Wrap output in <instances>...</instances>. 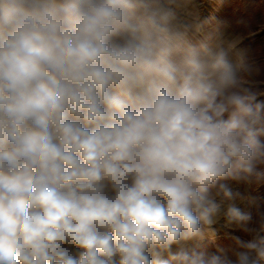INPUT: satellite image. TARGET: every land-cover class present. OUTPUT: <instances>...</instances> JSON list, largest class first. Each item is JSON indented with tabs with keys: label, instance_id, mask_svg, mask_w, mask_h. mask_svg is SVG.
Listing matches in <instances>:
<instances>
[{
	"label": "clouds",
	"instance_id": "1",
	"mask_svg": "<svg viewBox=\"0 0 264 264\" xmlns=\"http://www.w3.org/2000/svg\"><path fill=\"white\" fill-rule=\"evenodd\" d=\"M190 4L0 0V264H264L261 68Z\"/></svg>",
	"mask_w": 264,
	"mask_h": 264
},
{
	"label": "rangeland",
	"instance_id": "2",
	"mask_svg": "<svg viewBox=\"0 0 264 264\" xmlns=\"http://www.w3.org/2000/svg\"><path fill=\"white\" fill-rule=\"evenodd\" d=\"M194 8L199 14V20L206 22L204 32L226 31L229 34L242 35L244 38L242 45L247 50L250 59L261 68L259 79L264 80V0H195ZM189 38L196 42L202 37L190 35ZM233 187L244 195L257 196L260 210L264 211V185L233 183ZM238 206L246 211H251L255 217V208L245 209L244 205L239 202ZM223 225V219L213 225L216 230L214 242L211 238L206 237L200 242H188V246L191 247L199 243L209 253H215L217 244L233 245L234 242L231 239L233 236L249 239L242 231L234 227L226 228ZM173 248L175 250V246Z\"/></svg>",
	"mask_w": 264,
	"mask_h": 264
},
{
	"label": "crops",
	"instance_id": "3",
	"mask_svg": "<svg viewBox=\"0 0 264 264\" xmlns=\"http://www.w3.org/2000/svg\"><path fill=\"white\" fill-rule=\"evenodd\" d=\"M194 1L195 0H191V4L189 6V10L191 12H193L196 16H199L198 13H196V10L194 8ZM217 34H219L223 39L227 40V41H239L238 43V47L245 49V47L242 45V41L244 40V38L242 37L241 34H229L226 31H220Z\"/></svg>",
	"mask_w": 264,
	"mask_h": 264
}]
</instances>
